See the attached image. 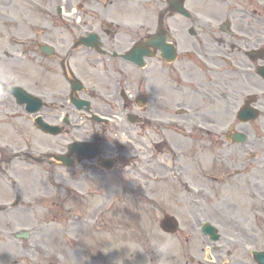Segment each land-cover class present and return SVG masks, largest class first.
I'll return each instance as SVG.
<instances>
[{
    "label": "flooded vegetation",
    "instance_id": "flooded-vegetation-1",
    "mask_svg": "<svg viewBox=\"0 0 264 264\" xmlns=\"http://www.w3.org/2000/svg\"><path fill=\"white\" fill-rule=\"evenodd\" d=\"M209 2L184 0L191 13L187 18L167 0H78L77 9L69 0L63 7L65 15L46 6L41 41L33 33L27 38L29 53H38L40 43L55 48L52 56L40 54L50 81L40 93L44 119L56 124L75 115L76 108L67 98L77 96L71 85L85 80L100 115L119 119L136 114L139 120L175 115L188 120L193 115L224 119L230 121L227 131H246L249 147L260 153L264 146V74L260 72L264 34L237 10V2L232 5L227 0L219 6ZM151 39L153 43L148 42ZM3 53L9 57L7 51ZM129 55L146 65L124 58ZM6 68H0V76L12 77ZM244 109H255L258 116L245 123L240 116ZM94 125L90 140L99 147L111 143L117 156L115 137H121L122 129L110 135L106 124ZM110 148L103 154L112 152ZM257 163L255 158L253 193ZM220 250L216 264H242L229 249ZM207 253L203 245L189 255L201 264Z\"/></svg>",
    "mask_w": 264,
    "mask_h": 264
},
{
    "label": "rangeland",
    "instance_id": "rangeland-1",
    "mask_svg": "<svg viewBox=\"0 0 264 264\" xmlns=\"http://www.w3.org/2000/svg\"><path fill=\"white\" fill-rule=\"evenodd\" d=\"M249 1L254 2L252 4L255 5V0ZM52 2L53 0H0V35L3 37L5 32L11 31L17 35V38L22 37L17 39L20 45L17 53H21L23 44L20 41L25 40L27 32L31 29L28 25L29 19L34 20L32 24L35 26H40L42 11ZM256 4L264 11V0H256ZM25 62V57H19L18 68L26 67ZM17 76L24 81H30L25 75ZM30 76L40 88L47 86L50 82L41 72L32 71ZM0 117V124L3 123L0 126L1 130L12 127L26 130L27 142L19 143L21 146L27 144L30 147L44 149L48 145H55V142L60 143L67 136L66 134L75 135L67 130L62 137L50 139L53 143H49L47 138L36 133V129L27 126L26 123L21 122V119L5 116L2 113ZM176 133L180 132L171 129L166 132L165 137L170 139V146L180 155L179 162L177 161L178 166L184 167L186 172L184 175L191 181L193 188L198 190L200 186H203V177L212 172L213 175H209L216 178L227 180L228 177H233L231 179L236 189L222 190L220 187H214L215 190H212L210 199L200 194L194 199L192 196L188 197L178 182L169 177L168 169L150 161V155H159L160 147H163L161 149L168 153V160L163 161L166 165L171 162V148L165 146L164 141L160 146L132 142L130 147L122 149L121 161L118 162L122 165L117 166L105 181L95 176L92 181L86 180L80 187L77 186L78 188L69 186L71 189L60 191L61 194L57 186L50 188L47 184L49 174L40 171V177L35 178L36 171L39 169L32 166L28 170L27 178L20 171H17V176L22 180L26 191L30 190L28 183L31 179L35 181L38 188L30 192L35 197L30 195L28 197L39 199L44 206L42 209L32 213L25 212L23 200H21L22 193L18 189L17 194L20 195L21 205L17 206L14 203L17 195L12 190L14 183L0 182V264L29 262L71 264L73 260L75 262L72 264H120L118 261L132 264L128 256L125 259L126 237L135 239V236L140 237L143 233L146 235L153 229L159 230L158 224L163 217L172 214L179 219V224L183 225L179 231L185 244L186 231H182L185 229L184 225L195 222V216L202 217L201 214L204 211L218 218L215 215L218 209L215 202H218V198L226 200L228 211L242 212L245 217L255 220L254 210L251 208L249 210L248 207L251 200L242 196L240 190H237V186H240L239 180L247 176V168L242 167L246 166L244 162L248 157L239 156L238 153H235L236 155L232 153L231 157L227 156L214 137H205L209 140L206 145L207 142L204 136L200 138L199 131L192 135L190 133L192 144L188 147L183 145L181 136ZM3 138L9 139L12 136L0 131V139ZM4 139L1 141L2 144ZM182 151L184 157L181 154ZM123 164L127 166V170ZM6 167L8 165L5 162L2 170ZM18 168L20 167L16 166V169ZM42 170L46 171L45 168ZM182 172L184 173L183 170ZM245 201L248 203L247 206ZM243 210H245L244 213ZM67 213L69 216L66 215ZM259 218L257 217V223L261 224ZM22 229L33 232L30 241L14 237L15 232ZM157 242L161 245L170 244L171 246L166 248L167 251L168 249L175 251L181 247L180 242L176 241L159 239ZM140 254L143 263L149 264L141 250H135L134 258L139 260ZM106 255H110L115 260L106 259Z\"/></svg>",
    "mask_w": 264,
    "mask_h": 264
},
{
    "label": "clouds",
    "instance_id": "clouds-1",
    "mask_svg": "<svg viewBox=\"0 0 264 264\" xmlns=\"http://www.w3.org/2000/svg\"><path fill=\"white\" fill-rule=\"evenodd\" d=\"M158 250H159V252H161V253H163V254H165L166 251H167L166 247H164V246H160V247L158 248Z\"/></svg>",
    "mask_w": 264,
    "mask_h": 264
}]
</instances>
